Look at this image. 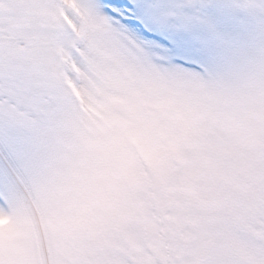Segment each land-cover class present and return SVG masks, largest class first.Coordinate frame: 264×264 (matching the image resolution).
Masks as SVG:
<instances>
[{
  "label": "snow or ice",
  "instance_id": "obj_1",
  "mask_svg": "<svg viewBox=\"0 0 264 264\" xmlns=\"http://www.w3.org/2000/svg\"><path fill=\"white\" fill-rule=\"evenodd\" d=\"M0 264H264V0H0Z\"/></svg>",
  "mask_w": 264,
  "mask_h": 264
}]
</instances>
